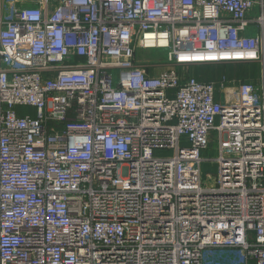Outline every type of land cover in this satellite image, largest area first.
Listing matches in <instances>:
<instances>
[{
    "label": "built area",
    "instance_id": "1",
    "mask_svg": "<svg viewBox=\"0 0 264 264\" xmlns=\"http://www.w3.org/2000/svg\"><path fill=\"white\" fill-rule=\"evenodd\" d=\"M3 1L0 264H264V0Z\"/></svg>",
    "mask_w": 264,
    "mask_h": 264
},
{
    "label": "rangeland",
    "instance_id": "2",
    "mask_svg": "<svg viewBox=\"0 0 264 264\" xmlns=\"http://www.w3.org/2000/svg\"><path fill=\"white\" fill-rule=\"evenodd\" d=\"M22 1V0H21ZM20 0H4L3 9L4 15H10L11 9ZM136 61L140 65H146V67L152 72L156 73L162 68L169 65L164 57L162 51L153 49H138L136 52ZM183 72L195 76L199 80L214 81L218 80L222 76L227 77L233 81H257L262 73V68L259 63L248 64L247 63H224V64H204V65H191L186 69H181ZM30 108L19 107L18 111H30ZM158 154L168 155L171 153L170 150L158 151ZM208 157H214L215 150H207ZM202 179L209 182L210 179L207 177L209 174L211 178L216 177L217 164L215 162L206 161L202 164ZM209 255L220 256L221 264H232L233 261L236 264H240V254L236 249H215L205 254L204 264H209L206 258Z\"/></svg>",
    "mask_w": 264,
    "mask_h": 264
},
{
    "label": "crops",
    "instance_id": "3",
    "mask_svg": "<svg viewBox=\"0 0 264 264\" xmlns=\"http://www.w3.org/2000/svg\"><path fill=\"white\" fill-rule=\"evenodd\" d=\"M253 63L257 64V62H247V65L248 64L250 65V64H253ZM235 64H238V63H235ZM204 81H207V80H204ZM218 257H220V256H213V255L211 256V255H209V257L206 258V261H208L209 264H221V260ZM232 264H236V263L233 261Z\"/></svg>",
    "mask_w": 264,
    "mask_h": 264
}]
</instances>
